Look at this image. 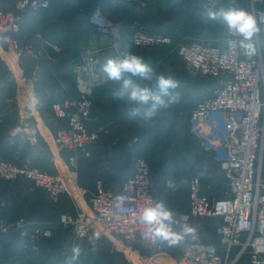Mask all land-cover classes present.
Returning a JSON list of instances; mask_svg holds the SVG:
<instances>
[{"label":"built area","instance_id":"obj_1","mask_svg":"<svg viewBox=\"0 0 264 264\" xmlns=\"http://www.w3.org/2000/svg\"><path fill=\"white\" fill-rule=\"evenodd\" d=\"M263 1L250 0L248 12L256 17L261 31L248 42L251 45L248 49L241 48L240 37L228 31L225 48L204 38L189 41L180 38L175 43L174 49L191 71L219 79L212 93L196 101L191 122L199 129H204L211 120L221 125V135L213 144L227 187L222 197L213 198L205 191L202 175L190 177V207L181 212L177 220L179 230L187 223L196 229V233L185 240L183 253L175 264H239L243 258L246 264H264V9L256 6ZM202 3L205 10L217 8L220 0H202ZM50 4L51 0H16L13 9H0V49L5 47L18 64L25 59L36 62L29 75L20 76V92L32 108L44 104L36 94V86L40 72L38 62L45 56V50L24 35L23 23L27 11L46 9ZM90 23L97 33L111 35L110 47L117 54L122 48L120 25L100 5L93 9ZM130 40L135 47L149 48L172 44L174 37L139 27L132 32ZM99 50L100 47L84 46L82 62L73 69L79 96L55 101L52 105L58 118L67 119V125L62 126L54 137L57 149L67 153V169L49 173L31 162L18 163L0 156V180L31 181L54 203L59 202L63 194H68L76 207L75 213H61L55 223H34L24 216L0 215V233L4 237L18 233L23 249L29 253H39L40 241L52 237L54 227L59 223L71 227L74 238L92 237L98 232L100 238L121 242L129 253L138 252L140 260L147 256L136 249L140 232L136 216L142 207L156 198L152 190L151 166L143 154L133 157V174L118 188L108 189L100 179L91 195L90 205L85 207L79 202L87 190L79 184L78 160L81 154L91 156V148L100 138V132L89 127L94 90L110 81L101 71L103 61ZM25 129L31 143L37 145L40 142L39 126L23 120L15 133ZM176 190L177 187H171L172 192ZM118 195L127 197L121 207L116 206ZM208 218L220 220L215 233L223 251L203 235L201 223ZM97 242L92 239L93 245Z\"/></svg>","mask_w":264,"mask_h":264},{"label":"crops","instance_id":"obj_2","mask_svg":"<svg viewBox=\"0 0 264 264\" xmlns=\"http://www.w3.org/2000/svg\"><path fill=\"white\" fill-rule=\"evenodd\" d=\"M108 1L109 2L103 4L101 2L97 3L96 7L100 5L102 10L120 25L122 32V47L125 45L131 47L130 34L136 28L143 27L153 31L167 30L165 28H167L170 21L166 20L164 17L159 18L157 9L162 8L168 10L178 1L181 3L183 2V0ZM15 2L16 0H0V9H13L15 7ZM109 3L111 6L108 5ZM233 3L234 2L231 0H220L218 7L232 6ZM258 3L259 6L257 8L264 9V1ZM106 4L108 6H106ZM187 4L188 3H186V6H188ZM250 5L251 2L248 0L249 7L245 9L246 11L250 10ZM129 8L132 11L129 10ZM126 9L127 11L134 12L132 18L127 17L124 12ZM102 35L103 34L93 31L90 35L88 44L85 46L91 45L95 48L100 47L101 50L98 51V54L102 57V61L104 62L105 59L116 54L110 47L112 41L108 43L103 41ZM226 36L227 29L221 39L209 41L216 42L225 48ZM182 38H185L187 41L193 39L189 36H184ZM157 49H165V53L154 55V60L149 59L148 62L157 72L167 74L165 71L174 68V60L175 58L179 60V58L173 55L172 49L168 45H158ZM6 53L7 50L0 49V126L5 129L2 140H0V150L6 157L4 159L16 161L18 163L31 162L49 173H59L60 171L66 170L68 167L67 153L57 149L54 143V137L62 126L67 125V119L58 118L54 115L55 112L54 110L52 112L53 108L51 106L54 102L51 100L47 101L44 95H42L45 89V92H48L45 97H50L49 87L46 83L41 88L40 94L36 90L37 96L44 102L42 106L32 108L25 103V97L20 92V76L29 74L22 62L18 64L15 59L11 60L7 58L5 56ZM113 83L114 85L110 83L112 87L106 86L100 88L97 93L98 102L95 105V114L92 113V120L89 127L98 130L100 132V138L91 148L92 154L93 151L95 152L94 156L91 159H86L83 162V166L79 168L80 173L78 172L79 184L87 190L85 196L79 198V202L87 207L90 205V198L95 191L98 180L101 179L106 188L116 189L126 178L131 176L134 171L133 161L131 167H129L130 169L122 168L123 159H126L123 155L125 152H123L122 149H127V147L132 148L137 138L131 137L129 132L131 130L126 128L123 122H121L123 118L121 114L124 115V112H126L124 105L127 100H117L113 97L112 93L120 88L119 82L114 81ZM137 83L141 86H150L148 82L139 80L138 78ZM184 86V83H180L179 88H183ZM78 96L79 94L77 93L76 97ZM199 98L201 97H198L197 100ZM65 99L55 100L63 101ZM127 105L130 106L132 104L127 103ZM48 108H51L50 112L47 111ZM23 120L39 126L40 142L37 145L31 143L27 129L23 132L15 133V128ZM129 121L131 122L132 120L130 119ZM203 131L206 132V136L211 143H213L216 141L217 133H221V125H216L215 120H211L204 125ZM118 145H122V147H118ZM171 178L168 177L167 181H171ZM217 182L218 181L214 180L211 187L205 188V191L209 195L210 193L208 190H210V192L217 191ZM0 187H2L0 188V211H7L13 215L20 214L19 216L24 217L27 215L28 217L26 216V218L34 223H55L61 213L65 211L76 212L75 204L68 194H63L59 202L48 204L45 202L44 198L41 197V195H44L43 190L30 181H7L0 185ZM180 190V187H177L176 192L178 193ZM158 191L157 200H163L171 209L177 207V198L173 197L175 195L171 194L173 193L171 187L167 185V187L158 188ZM213 198L219 197L214 196ZM186 209V211L189 209L188 199ZM208 220L213 223L216 222L214 218H209ZM193 222L196 223L197 220L194 219ZM58 225L61 224L56 223L54 232ZM175 227L176 230L179 231V225L177 224ZM17 235L20 237L18 233ZM20 239L17 241L18 238L4 237L0 233V264H31L27 258L28 251L23 249ZM136 249H141L140 252L145 255L155 251H165L174 254L178 259L183 253L184 243L175 248H169L164 245L149 248L144 247L141 243H137ZM220 250L223 251L222 245H220ZM239 264H246L245 258H243Z\"/></svg>","mask_w":264,"mask_h":264},{"label":"trees","instance_id":"obj_3","mask_svg":"<svg viewBox=\"0 0 264 264\" xmlns=\"http://www.w3.org/2000/svg\"><path fill=\"white\" fill-rule=\"evenodd\" d=\"M231 1L234 2L232 6L235 5L243 9H248L249 7L248 0ZM100 2L103 4L109 1L51 0L50 7L46 9H40L38 11H27L23 23V33H25L24 35H26L27 38L34 40L42 47L46 46L47 48L45 56L38 62V64L40 65V72L39 81L37 83L38 86L36 88L37 92L40 94L43 85L45 83L46 85H48L50 91V99L48 97H45L48 94V92H45V89L42 93L47 101L51 100L55 102L56 100H62L67 97L77 96L78 91L76 87V80L74 79L75 75L73 69L74 65H77L82 61V47L88 44L91 33L93 31L96 32L94 26L90 23V15L93 9L96 7V4ZM110 3L108 4L109 6H111ZM186 3H188V6H186ZM108 5L106 4V6ZM129 10L131 9L129 8ZM124 12L129 18H132V15H134V12L127 11V9ZM157 14L159 18L164 17L166 20L170 21L167 28H165L167 30L153 31L148 29V31L172 34L174 37V42L172 44L159 45H168L169 47H171L173 55L179 58V60L175 58L173 64L174 68L165 72H167V74H171L180 83L191 86L196 85L197 87L202 88V90H200V93L197 95L198 97H202L206 94L212 93L213 89L219 84V79L213 76H201L199 74L193 75L191 71L188 70V67L173 47L175 46L176 41L184 36H189L192 38H204L206 40L221 39L224 32L226 31V27L215 21L208 20L203 15L204 8L202 0H183L182 3L178 1L168 10H164L162 8L157 9ZM50 24H53V27H50ZM48 28L50 29L48 30ZM29 31L35 32L38 36H40L42 40L38 41L37 39H35L32 34L28 33ZM47 39L49 41L55 42L57 45L54 44L52 46L48 44L49 41ZM156 46L158 47V45H155L149 48H139L131 45V50L135 54L144 57V59L148 62L149 59L154 60V55L165 53V49L158 50ZM22 63L28 74H30L36 66V62L32 59H25L22 61ZM183 67H185V69H183ZM113 82L114 81H109L108 83L95 88L92 113L95 114V105L98 102L97 93L99 89L106 86H111V84L114 85ZM209 83L211 84L209 87L210 92L205 93V90L203 91V87H205ZM176 90L182 89L179 88ZM125 99L127 100V98ZM127 103L128 102H126V104L124 105L126 112H124V115H122L121 113L120 114L121 117H123L121 120V122H123V125L131 130H126L130 132V136H140V138L142 139L145 134L150 135L151 129L156 131L157 136L155 135L156 142H154L153 144L150 141L146 143L147 141L141 140L140 143L135 142L132 148L127 147V149H122V151L131 153V157H134L136 154H143L147 158L152 170L151 178L154 184L152 190L155 198H157V193L159 192L158 188L165 186L167 187V179L168 177H172L171 182L175 187H180L181 189L178 193L176 191L173 192L174 194L171 193L172 195H175L173 197L177 198V207L173 208L172 210H174V212L176 213V218H178V215L181 212L187 210V199L189 202V182H185L180 179L177 174L178 171L169 167L166 156H164V163L159 162V160L157 159V154L155 152V148L157 146L164 145V149L168 150L172 144L173 147L171 150H168V154L174 157H178L180 155V152L175 150L180 149V147L186 148L185 145L180 146L178 141H173L177 139L176 137L178 136V133L180 131L179 129H176L178 122L175 126L167 123L163 125H157V119L159 118L158 112L163 111V109L158 110L155 116L151 118L154 120L152 123L149 121L150 119L144 120L139 117L130 122L128 113L133 106H129L127 105ZM192 109L193 107H191V110L188 111L189 117H191ZM47 111L50 112L51 108H48ZM147 127L151 128L147 129ZM4 131L5 129L0 126V140H2ZM166 145L167 147L170 145L169 148H166ZM118 147H122V145H118ZM143 147L145 148V151H142ZM94 154L95 152L93 151V154H91V156H85L83 154L80 155L77 165L78 172L80 166H83V162L86 159H91ZM202 155L204 157L206 156L204 152H202ZM0 156L6 158L1 150ZM202 165L203 169L209 170V167L213 164L204 165L202 163ZM122 168L125 169L124 166ZM202 168L196 169L197 172L194 174L202 175L205 187H211L212 182L217 179V185L220 186V191L218 192L217 190L210 192V190H208V192L210 193L211 197H222L227 187L220 163H218L215 168L212 169V172H207L205 170L203 171ZM6 182L7 180H0V185ZM184 187H188L187 194H184L183 192L182 188ZM43 192L44 195H41V197L44 198L45 202H47L48 204L52 203V201L45 195L46 193L44 190ZM0 214L8 216L9 218H16L20 215H13L12 213H8L7 211H0ZM208 219L202 220L201 223L203 235L207 240L217 243L220 247L221 244L219 243L218 237L215 233V227L220 220L214 218L216 219V222L213 223ZM64 227L65 226L58 225L52 237L44 238L40 241L39 253H27L29 263L64 264V259L69 255L71 247L73 245H79L81 248V254L75 264H125L122 255L117 251L115 252L111 248L109 238L101 237L98 240L97 244L93 245L91 236L85 238H74L71 227ZM11 237H13L14 239L18 238L17 241H19L20 239L17 233Z\"/></svg>","mask_w":264,"mask_h":264},{"label":"clouds","instance_id":"obj_4","mask_svg":"<svg viewBox=\"0 0 264 264\" xmlns=\"http://www.w3.org/2000/svg\"><path fill=\"white\" fill-rule=\"evenodd\" d=\"M203 15L208 20L225 26L229 34L240 37L239 45L243 49L250 48L248 42L261 31L254 15L234 5L205 8ZM101 71L108 80L120 83V88L112 93L113 97L117 100L126 97L127 102L134 105L128 113L131 120L138 117L149 120L158 110L169 108L180 101L179 93L174 91L179 88L180 82L171 74L157 72L144 57L135 54L129 45L105 59ZM137 78L148 82L150 86H141L137 83ZM168 186L174 187V184L169 182ZM126 199L127 197L118 195L116 206L121 207ZM136 222L140 225L137 243L147 247L164 245L175 248L196 233V229L187 223L182 224L177 231L175 226L179 221L176 213L163 200H155L142 207L137 213ZM91 239L99 240L100 234L94 233ZM80 254V246L73 245L64 264H75Z\"/></svg>","mask_w":264,"mask_h":264},{"label":"rangeland","instance_id":"obj_5","mask_svg":"<svg viewBox=\"0 0 264 264\" xmlns=\"http://www.w3.org/2000/svg\"><path fill=\"white\" fill-rule=\"evenodd\" d=\"M258 6H259V3L257 4V7ZM50 27H53V24H50ZM49 29L50 28H48V30ZM28 33L32 34L33 37L37 39L38 41L42 40L40 36H38L35 32L29 31ZM102 40L108 43L109 41H112V37L110 34H103ZM48 44L52 46L54 44L57 45L55 42H52V41H49ZM43 47L46 52L47 50L46 46H43ZM3 49L6 50L5 47ZM5 56L11 60H14L12 57H10L11 54L7 55L6 53ZM183 69H185V67H183ZM188 70L191 71V69L189 68ZM191 73L193 75H196L193 71H191ZM210 85L211 84L209 83L208 85L203 87L204 88L203 91L205 90V93L210 92L209 91ZM181 89L182 90H174L175 92L178 91L180 95L179 103L173 104L169 108L163 109V111L158 112L159 118L157 119V123H158L157 125H163L167 123V124H171L175 126L178 122L176 129H179L180 131L178 133V136L176 137L177 139L173 141H178L180 146L185 145L186 148H181L179 146L180 149L175 150V151L180 152V155L178 157H174L168 154V150H171L173 147L172 144L170 148H169L170 145L168 147L166 145V148H169L168 150L164 149L163 147L164 145L157 146L155 148V152L157 154V159L159 160V162L164 163L165 162L164 156H166L169 167L178 171L177 174L180 179H182L185 182H189L190 176L197 172L196 169H200L203 167L202 163L204 165L213 164L212 166L209 167L211 170L202 168L203 171L205 170L207 172H212V169L215 168V166L219 163V159L216 156L214 144L209 141V138L206 136V132L202 131L203 128L199 129L195 127L194 125H192L191 117H189L188 115V111H190L191 107H193L194 102L198 98L197 95L200 93V90H202V88L197 87L196 85H192V86L185 85ZM149 121L152 123L154 120L150 119ZM150 128L151 127H147V129H150ZM155 135L157 136L156 131L151 129L150 135H147V134H145L144 136L142 135L143 136L142 139L140 138V136L139 137L137 136L134 138H137L135 141L136 143L138 142L140 143L141 140L143 141L145 140L147 141L146 143L150 141L153 144L154 142H156ZM220 135L221 133H217L216 138L218 139ZM142 146H145V145H142ZM146 148H147V144H146ZM142 151H145L144 147L142 148ZM202 152L205 153L206 155L205 157L202 155ZM123 155L124 157H126V159H123L124 162L122 163V165L124 166L125 169H128L132 165L133 157H131V153H127V152H125ZM216 181L218 180L216 179ZM216 187L219 192L220 186L216 185ZM182 189H183L184 194L188 193V187H184ZM109 241H110L109 243L111 244V248L115 252L117 251L118 253L122 255V257L124 258L123 260L125 264H175V261L177 260V256H175L172 253L165 252V251H155L151 254H148L145 259L140 260L138 252L131 254L124 247L122 243H119V242L114 243L110 239Z\"/></svg>","mask_w":264,"mask_h":264},{"label":"bare ground","instance_id":"obj_6","mask_svg":"<svg viewBox=\"0 0 264 264\" xmlns=\"http://www.w3.org/2000/svg\"><path fill=\"white\" fill-rule=\"evenodd\" d=\"M85 206V205H84ZM85 207H87V206H85Z\"/></svg>","mask_w":264,"mask_h":264}]
</instances>
